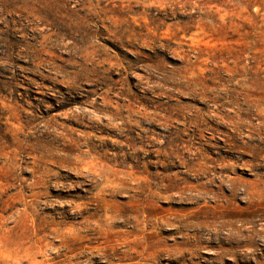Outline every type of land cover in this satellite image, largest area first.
<instances>
[{"label":"rangeland","instance_id":"1","mask_svg":"<svg viewBox=\"0 0 264 264\" xmlns=\"http://www.w3.org/2000/svg\"><path fill=\"white\" fill-rule=\"evenodd\" d=\"M0 264H264V0H0Z\"/></svg>","mask_w":264,"mask_h":264}]
</instances>
